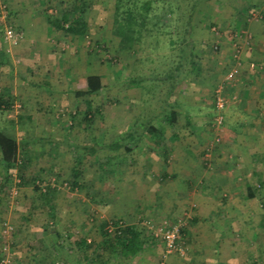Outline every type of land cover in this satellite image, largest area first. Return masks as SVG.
I'll return each mask as SVG.
<instances>
[{"label":"rangeland","instance_id":"1","mask_svg":"<svg viewBox=\"0 0 264 264\" xmlns=\"http://www.w3.org/2000/svg\"><path fill=\"white\" fill-rule=\"evenodd\" d=\"M75 1L0 0V87L14 98L0 127L28 140L30 157L29 183L13 171L0 189V264H264V97L252 98L264 85V0L201 5L189 38L200 72L183 79L168 75L185 45L170 46L159 30L144 32L134 52L118 51L114 0H86L84 36L54 30L44 13L71 11ZM88 74L101 75L103 88L76 97ZM131 77L142 87H129ZM88 97L100 112L90 123L76 115ZM172 107L169 125L162 115ZM137 117L163 125L162 145L146 137L131 152L102 147ZM93 142L95 154L77 164L82 186L72 189L73 146ZM33 175L41 191L55 188L51 212ZM117 218L145 228L144 249L125 262L89 247L84 259L73 240L98 243L100 223ZM172 225L187 226L175 238L182 252H166Z\"/></svg>","mask_w":264,"mask_h":264},{"label":"trees","instance_id":"2","mask_svg":"<svg viewBox=\"0 0 264 264\" xmlns=\"http://www.w3.org/2000/svg\"><path fill=\"white\" fill-rule=\"evenodd\" d=\"M209 1L211 0H114L112 32L118 37V51L125 53L134 52V45L141 42L144 32L150 35L153 29L159 30L168 36L170 46L185 45V47L180 46L176 63L171 67L169 71L170 75L168 76L183 79L186 78L188 73H199L200 67L193 59L189 38L192 36V30L198 18L197 14L200 6ZM85 4L86 0H76L71 11H61L58 16L44 13V18L54 30L74 36H84L88 29L83 11ZM75 11L77 12L76 14H74ZM101 78L99 74L86 75L84 89L74 91L75 96H95L103 88ZM142 80V77H137L136 79L131 77L127 83L129 87H139ZM246 87L247 85H244L243 89H246ZM89 97L83 100L85 113H82V115L76 113V115L82 116V119L87 123L93 120L95 114H100L98 108H93ZM13 104L14 98L11 89L7 86H1L0 115L10 111ZM176 114L177 110L172 107V109L165 112L162 116L165 122L173 125L177 120ZM23 117L22 115H18L20 123L23 122L21 120ZM25 117L31 120L30 115ZM9 124V126H14V121H9ZM3 128L5 126L0 127V166L2 168V171H0L2 179L0 189L4 188L12 179L13 171H15V175L18 178V184L25 185L29 183V180L26 178V171L30 164V157L25 154V145L28 140H18ZM163 132V125H154L146 117H137L118 139L104 144L102 147L113 151L122 148L124 152H131L146 137L154 145L160 146L162 145ZM73 147L75 165L71 168L70 172V186L72 189L82 186L79 181L81 170L77 167V164L81 162L83 153L94 155L98 149V146L94 142L91 145L75 144ZM78 149L82 150V154L77 153ZM35 180L36 177L33 175L30 181L34 184V190L38 192L39 198L43 204L48 205L47 208L51 212L53 208L49 203L55 192V188L48 186L44 191H41ZM247 187L249 189L247 196L254 197L255 189L250 187L248 183ZM262 222L263 219L261 220V224ZM186 227L179 228L178 238L187 233ZM99 232L101 239L98 243L90 242L86 237H79L73 240L74 245L82 254L86 248L91 247L94 251H108L113 256L122 257V261L126 262L144 249L148 238L144 227L134 223L127 224L123 219L118 218L102 221L99 225ZM82 257L85 259L87 256L83 254Z\"/></svg>","mask_w":264,"mask_h":264},{"label":"built area","instance_id":"3","mask_svg":"<svg viewBox=\"0 0 264 264\" xmlns=\"http://www.w3.org/2000/svg\"><path fill=\"white\" fill-rule=\"evenodd\" d=\"M8 37H11V32H8ZM230 76L232 75V72H230L229 74ZM216 97H215V105L217 107H222L224 105V98L221 97L219 95L218 89L216 90ZM220 122V121H218ZM178 232H179V227L176 225H172V227H170L169 229H167L166 231H164L163 233V239H164V243H165V249L167 253H170L172 251L175 250H179L182 252V250L179 248H177V245L175 244V238L178 236Z\"/></svg>","mask_w":264,"mask_h":264},{"label":"crops","instance_id":"4","mask_svg":"<svg viewBox=\"0 0 264 264\" xmlns=\"http://www.w3.org/2000/svg\"><path fill=\"white\" fill-rule=\"evenodd\" d=\"M256 35L258 36L259 34H256ZM258 37H260V35H259ZM260 54H261V53H260ZM251 57H252V56H251ZM249 58H250V57H249ZM251 59L253 60V57L250 58V60H251ZM258 74H259V73H258L257 71H255L253 76L256 77ZM253 76H252V77H253ZM250 77H251V76H250ZM250 83H253V81L250 80ZM84 86H85V85H84ZM263 86H264V85H262L258 91H255V93H256V94L254 93L255 96H252V98H254V101H255V100H259V99H261V98L264 97V88H263ZM249 91H250V90L248 89V86H247L246 89H242V90H241V95L246 96V95H248ZM255 97H256V98H255ZM164 174H165V173H164ZM174 175H175V173L173 172L172 175H170V176H174ZM41 203L43 204L42 201H41ZM49 204H50V203H49ZM43 205L46 206V207L48 206V205H45V204H43ZM48 211H49V210H48ZM51 216H52V215H51Z\"/></svg>","mask_w":264,"mask_h":264}]
</instances>
